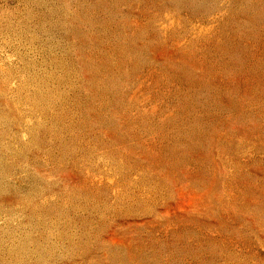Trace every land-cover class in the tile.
I'll use <instances>...</instances> for the list:
<instances>
[{
	"label": "rangeland",
	"instance_id": "1",
	"mask_svg": "<svg viewBox=\"0 0 264 264\" xmlns=\"http://www.w3.org/2000/svg\"><path fill=\"white\" fill-rule=\"evenodd\" d=\"M0 264H264V0H0Z\"/></svg>",
	"mask_w": 264,
	"mask_h": 264
}]
</instances>
